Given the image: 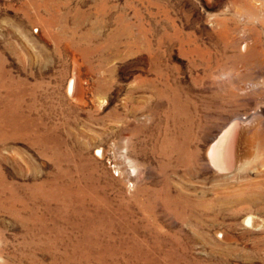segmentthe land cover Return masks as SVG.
<instances>
[{
  "label": "rangeland",
  "instance_id": "rangeland-1",
  "mask_svg": "<svg viewBox=\"0 0 264 264\" xmlns=\"http://www.w3.org/2000/svg\"><path fill=\"white\" fill-rule=\"evenodd\" d=\"M0 264H264V0H0Z\"/></svg>",
  "mask_w": 264,
  "mask_h": 264
},
{
  "label": "bare ground",
  "instance_id": "bare-ground-1",
  "mask_svg": "<svg viewBox=\"0 0 264 264\" xmlns=\"http://www.w3.org/2000/svg\"><path fill=\"white\" fill-rule=\"evenodd\" d=\"M71 87L72 84H70L69 90H71ZM246 142L251 143L249 140L241 139L239 124L236 121L232 122L229 127L223 128L219 136L213 140L206 157H208L210 165L218 168L219 171L226 168L232 169L242 157V154L239 153L240 144L243 143L244 145Z\"/></svg>",
  "mask_w": 264,
  "mask_h": 264
}]
</instances>
